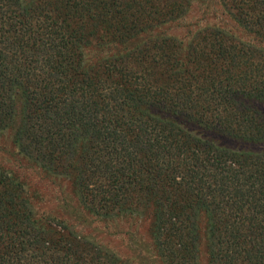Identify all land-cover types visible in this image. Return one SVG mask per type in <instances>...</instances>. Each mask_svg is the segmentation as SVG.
Wrapping results in <instances>:
<instances>
[{
	"label": "trees",
	"instance_id": "16d2710c",
	"mask_svg": "<svg viewBox=\"0 0 264 264\" xmlns=\"http://www.w3.org/2000/svg\"><path fill=\"white\" fill-rule=\"evenodd\" d=\"M218 1L252 40L161 32L191 0H0V134L93 215H149L162 264L202 237L264 264V0ZM33 206L0 168V264H131Z\"/></svg>",
	"mask_w": 264,
	"mask_h": 264
},
{
	"label": "rangeland",
	"instance_id": "374dc122",
	"mask_svg": "<svg viewBox=\"0 0 264 264\" xmlns=\"http://www.w3.org/2000/svg\"><path fill=\"white\" fill-rule=\"evenodd\" d=\"M206 25H218L238 37L252 40L249 34H240V27L223 11L218 0H191L177 23L165 25L160 31L187 40L197 27ZM259 107L264 110V103L259 104ZM12 135V130L0 134V168L23 185L38 217H52L65 222L78 233L91 237L131 264H162L151 237L149 215L110 219L93 215L77 200L69 181L46 175L17 154ZM252 147L264 150V143ZM197 264H207L203 237Z\"/></svg>",
	"mask_w": 264,
	"mask_h": 264
}]
</instances>
